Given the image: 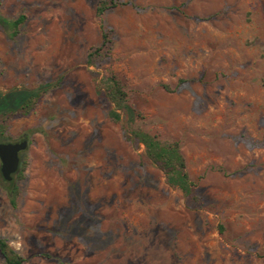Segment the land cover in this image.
Masks as SVG:
<instances>
[{
  "label": "rangeland",
  "instance_id": "rangeland-1",
  "mask_svg": "<svg viewBox=\"0 0 264 264\" xmlns=\"http://www.w3.org/2000/svg\"><path fill=\"white\" fill-rule=\"evenodd\" d=\"M99 1L0 0L25 16L13 36L0 22V91L46 85L0 118L26 140L0 237L21 264H264V0ZM109 70L135 125L178 141L193 197L107 116Z\"/></svg>",
  "mask_w": 264,
  "mask_h": 264
},
{
  "label": "trees",
  "instance_id": "trees-1",
  "mask_svg": "<svg viewBox=\"0 0 264 264\" xmlns=\"http://www.w3.org/2000/svg\"><path fill=\"white\" fill-rule=\"evenodd\" d=\"M111 0L99 1L96 12L101 13L110 4ZM25 16L19 14L15 18L6 19L0 17V22L7 26L10 35L13 36L17 27L23 22ZM108 42L105 31L101 30L100 43L91 47L87 52V59L99 56L103 46ZM46 85H39L36 88H10L4 92L0 91V118H6L14 114H27L35 105L40 93ZM97 92L111 104L108 108L107 116L112 121H122L127 134L138 144L142 145L144 156L153 163L164 175L165 181L170 186L178 188L183 196L193 197V181L189 178L185 169L184 157L180 152L179 143L176 140H163L156 132H150L142 127L135 125V121L141 120L143 115L137 109L127 102L126 92L116 76L109 70L104 78L101 79V85L97 87ZM7 139L3 134V126L0 124V142ZM19 156L18 170L14 173L20 176V172L25 166V161ZM13 177H11V180ZM6 195L11 204L17 195V186L10 182L6 189ZM0 257L3 264H21L22 256L11 248L6 239L0 237Z\"/></svg>",
  "mask_w": 264,
  "mask_h": 264
},
{
  "label": "water",
  "instance_id": "water-1",
  "mask_svg": "<svg viewBox=\"0 0 264 264\" xmlns=\"http://www.w3.org/2000/svg\"><path fill=\"white\" fill-rule=\"evenodd\" d=\"M26 146L25 134L20 141L0 142V175L5 181H10L12 175L18 170V153Z\"/></svg>",
  "mask_w": 264,
  "mask_h": 264
}]
</instances>
